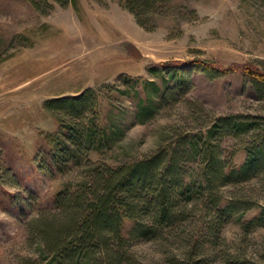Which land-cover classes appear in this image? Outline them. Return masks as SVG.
I'll return each mask as SVG.
<instances>
[{
    "label": "rangeland",
    "instance_id": "1",
    "mask_svg": "<svg viewBox=\"0 0 264 264\" xmlns=\"http://www.w3.org/2000/svg\"><path fill=\"white\" fill-rule=\"evenodd\" d=\"M151 26H138L119 0H77L46 14L27 0H0V264L40 259L28 224L54 212L55 194L76 188L84 172L50 168L46 136L58 123L45 101L97 90L100 123H114L122 136L90 159L110 165L147 157L178 135H198L221 117L264 115V101L239 71L254 64L264 72V0H172ZM186 62L210 73L190 71L189 88L137 122L134 92L123 79H138L142 95L143 81L171 84L169 69L160 74V67ZM220 145L229 164L244 162L238 141ZM220 190L223 202L240 197L254 207L222 225L215 248L188 255L178 241L138 242L128 250L133 264H264V228L247 225L264 207V181ZM202 216L193 212L192 225L205 223Z\"/></svg>",
    "mask_w": 264,
    "mask_h": 264
},
{
    "label": "trees",
    "instance_id": "2",
    "mask_svg": "<svg viewBox=\"0 0 264 264\" xmlns=\"http://www.w3.org/2000/svg\"><path fill=\"white\" fill-rule=\"evenodd\" d=\"M27 1L41 14L51 11L53 5L77 6V0ZM171 1L119 3L138 26L150 29L152 17ZM193 63L163 65L159 73L169 69L164 71L171 84L163 81L158 87L143 81L139 85L142 95L136 87L138 79H123L134 92L137 122L145 123L155 116L160 103L166 106L177 93L189 88L190 71L202 67L198 70L210 73L203 63ZM150 71L155 72L154 68ZM239 71L264 101V72L254 64ZM43 109L58 123L57 132L46 136L50 168L59 173L75 168L84 172L76 188L65 187L55 194L54 212L41 213L28 224L40 259L26 264H133L129 248L138 242L156 241H178L183 253L197 255L208 246H217L225 222L234 217L239 220L254 207L240 197L223 202L220 189L264 181V115L221 117L198 135H178L175 142L147 157L110 165L90 159L92 152L102 155L122 136L114 123L109 127L100 123L97 90L45 101ZM223 139L241 144L245 155L242 164H229L221 156ZM193 165L196 168L190 174ZM193 212H202L206 222L199 227L192 225ZM247 225L264 228V207L258 208Z\"/></svg>",
    "mask_w": 264,
    "mask_h": 264
}]
</instances>
